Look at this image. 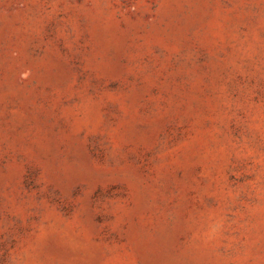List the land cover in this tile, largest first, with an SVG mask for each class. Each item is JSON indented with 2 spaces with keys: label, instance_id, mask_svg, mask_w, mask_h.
<instances>
[{
  "label": "rangeland",
  "instance_id": "374dc122",
  "mask_svg": "<svg viewBox=\"0 0 264 264\" xmlns=\"http://www.w3.org/2000/svg\"><path fill=\"white\" fill-rule=\"evenodd\" d=\"M0 264H264V0H0Z\"/></svg>",
  "mask_w": 264,
  "mask_h": 264
}]
</instances>
